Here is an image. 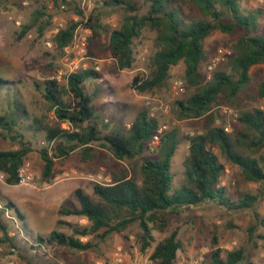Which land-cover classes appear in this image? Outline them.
Segmentation results:
<instances>
[{
    "label": "trees",
    "instance_id": "obj_1",
    "mask_svg": "<svg viewBox=\"0 0 264 264\" xmlns=\"http://www.w3.org/2000/svg\"><path fill=\"white\" fill-rule=\"evenodd\" d=\"M143 1L148 3L149 8L144 16L137 14V0L104 1V5L123 6L126 11L122 24L108 32L111 56L119 70L132 68L133 42L140 37L142 30L147 29L155 34L156 51L149 74L146 77H133L131 88L137 93L160 89L170 77L171 68L183 62L184 82L194 88V92L185 100L175 102L179 119L207 120L216 106L236 109L240 95L249 84L250 69L264 64V32L260 31L258 13L243 14L239 6L241 0ZM62 2L69 4L66 0ZM188 3L197 9L198 16L194 19L184 15L183 6ZM77 14L82 16L83 12L78 8ZM51 18V15L35 11L32 22L21 27L16 39L24 38L34 27L40 37L44 36L51 27ZM81 25L91 29L95 37L96 29L101 28L98 18L92 15L86 18V22L83 19L70 22L54 35L55 46L61 50L68 46L74 31ZM216 31L226 35L237 33L238 38L231 47V56L223 62L225 67L213 71L210 79L202 82L204 77L200 73V66L207 61L205 40ZM101 79L98 71L88 68L69 74L66 86L60 85L54 78L33 81L34 90L53 113L55 124L49 125L42 117L32 116L26 109L18 99L14 82L0 77V93L6 95L9 109L0 113V131L9 134L11 140L19 144L18 149L0 150V173L5 175L7 185L18 184V170L31 152L17 131L21 125L34 137L41 136L46 144L39 150L41 176L45 181L54 177L56 160L65 159L75 151H80L83 159L89 160L96 146L107 149L120 161L142 159L140 181L125 175L113 178L111 183L105 185L92 183L90 194L81 189L73 192L74 201H65L58 209V216L83 218L87 225L71 227L70 235L51 231L46 238L38 235L32 237L22 226L33 244H56L74 251H88L95 244L81 238L91 237L103 242L112 234H121L130 224L137 223L140 249L146 251L153 241L149 224L157 220L160 222L158 229L162 230L165 215L177 213L184 207L210 203L229 212L253 210L257 202L255 195H231L220 185L225 166L213 148H218L225 160L240 170L246 181L264 182V159L252 156L264 149L263 110L239 109L237 121L240 129L234 135L226 133L222 127L210 126L201 133L182 137L188 145L184 161L187 186L183 185L170 194L173 178L171 159L182 141L178 131H163L157 146L151 150L152 138L158 134L161 125L156 117L142 110L128 129L103 133L92 104ZM87 83L95 84L91 93L87 90ZM258 96L264 98V81L258 87ZM0 201L3 205L0 209V243H6L11 238L8 237V228L1 222L5 211L12 213L15 224H20L24 216L11 202L1 197ZM253 220L250 237L257 227L264 228V217L255 211ZM57 224L70 226L62 220ZM257 238L264 242V235ZM180 248L177 232L173 231L154 247L150 260L152 264H175ZM244 260L243 249L221 250L213 239L210 262L200 264H239Z\"/></svg>",
    "mask_w": 264,
    "mask_h": 264
},
{
    "label": "rangeland",
    "instance_id": "obj_2",
    "mask_svg": "<svg viewBox=\"0 0 264 264\" xmlns=\"http://www.w3.org/2000/svg\"><path fill=\"white\" fill-rule=\"evenodd\" d=\"M66 1H69V4H64L62 0H0V77L15 83L14 90L18 99L32 116L42 117L49 125L55 124L52 111L34 90L33 81L53 79L61 73L59 84L66 86L69 74L98 67L102 79L97 84L99 91L92 104L103 133L128 129L142 110L156 117L159 124L166 127L164 131H178L180 139L185 135L201 133L210 126L223 129L227 127L226 133L230 135H234L235 131L240 129L237 117L234 119L221 114L222 106L214 107L207 120L179 119L175 102L185 100L194 92V88L184 82L183 62L171 68L170 77L160 89L147 93L134 91L131 88L133 77H146L149 74L151 60L156 51L155 34L143 29L140 37L133 42L132 68L119 70L111 56L108 32L122 24L126 16L123 6L104 5V1L108 0ZM137 6L139 16L147 14L148 3L137 0ZM239 6L243 14L258 13L256 16L260 31L264 32V0H241ZM78 8L83 12L82 16L77 14ZM183 9L186 18L194 19L198 16L197 9L191 3L184 5ZM35 11L51 15V27L42 37L34 27L24 38L17 40L16 36L21 27L32 22ZM90 15L98 18L101 28L96 29V37L93 36L92 30L87 28L91 33L83 57L76 56L75 52H71L67 57L64 50L57 48L53 42L56 30L59 31L70 22L81 19L86 22ZM81 28L86 27L81 25ZM237 38V33L226 35L219 31L206 38L207 61L200 66V73L204 77L202 82L208 81L213 71L225 67L224 60L215 65L213 71L209 72L207 69L216 57L217 50L221 47L231 50ZM249 75V84L238 99V107L233 109L237 116L239 109L259 108L264 111V98L258 96V87L264 81V64L253 66ZM175 80L183 82L182 92L175 90ZM94 85L87 83L88 92L94 90ZM5 97L4 93H0V113L9 110ZM17 131L31 150L25 162L30 164L35 182L31 185H7L5 175L0 173V197L15 205L24 216L20 224L19 222L15 224L10 211H5L2 216L1 222L8 228V237L11 241L0 243V264H113L116 254L121 256L123 264H152L150 255L154 247L173 231L177 232V238L181 243L175 264L210 262L213 239L216 240V247L221 250L243 249L245 260L239 264H264V242L257 238L258 235H264V228L257 227L252 237L249 235V229L254 222L253 211L264 217V182L246 181L240 170L228 163L216 147L213 148V152L225 166L220 185L231 195L237 193L255 195L257 202L253 210L229 212L210 203L184 207L177 213L165 215V227L162 230L158 229L160 222L157 220L149 224L153 241L146 251L140 249V229L137 223L130 224L121 234H112L103 242L91 237L81 238L82 241L90 240L95 244L94 248L88 251L79 252L47 243L42 244L44 250L34 248L33 241L26 235L22 226L32 237L38 235L46 238L51 231L70 235L71 227H84L87 221L78 217H62L65 219L62 221L69 223L70 226L58 225V209L65 201H74L73 192L76 189L91 193L93 182L87 180L86 175L101 174L111 182L113 178L128 175L140 181L142 159L120 161L107 149L96 146L89 160H84L80 151L73 152L65 159L56 160L53 168L54 177L45 181L41 176L42 161L39 156V150L46 146L43 138L34 137V134L23 125L17 128ZM187 146L186 141L182 139L171 159L173 178L170 194L183 185L187 186L184 176ZM18 147L19 144L11 140L9 134L0 131V150H13ZM252 156L264 159V149ZM60 189L64 191V195L59 197ZM2 206L0 201V209ZM15 220L17 221L16 218Z\"/></svg>",
    "mask_w": 264,
    "mask_h": 264
},
{
    "label": "built area",
    "instance_id": "obj_3",
    "mask_svg": "<svg viewBox=\"0 0 264 264\" xmlns=\"http://www.w3.org/2000/svg\"><path fill=\"white\" fill-rule=\"evenodd\" d=\"M57 32H58V30H56V33ZM90 33H91L90 30H88L87 28H81V27L76 28V30L73 33L71 43L68 46L63 48L67 57H68V55H70L71 52H73V53L75 52L77 54L76 56L83 57L84 50L87 46L88 37H89ZM231 54L232 53L230 50H228L226 48H222V47L219 48L217 50L216 57L213 59L212 63L209 64L207 67L209 72L213 71V67H215V65L223 62L226 58L230 57ZM94 69L96 71H98V67H95ZM59 76H61V73H59ZM59 76L54 78L58 82H59ZM183 87H184V85H183V82L181 80H175L174 81L175 90L182 92ZM220 111H221V114H223L224 116L232 117L234 119L237 117L236 112L229 107L222 106L220 108ZM164 129H166L165 126H160V128L158 130V134L153 136L152 141H151V150H153L157 146L159 136H160V134H162ZM224 130H225V132H228L227 127H225ZM86 179L93 182V183H97V184H101V185L111 183L110 179L104 178L103 175H101V174L89 173L86 175ZM34 182H35V177L31 171L30 164L28 162H24L22 164V166L20 167V169L18 170V185H31ZM33 247L44 250V247L42 244L38 245L37 243H35V244H33ZM115 256H116V258H114L113 264H123L121 261V256L119 254H116Z\"/></svg>",
    "mask_w": 264,
    "mask_h": 264
},
{
    "label": "crops",
    "instance_id": "obj_4",
    "mask_svg": "<svg viewBox=\"0 0 264 264\" xmlns=\"http://www.w3.org/2000/svg\"><path fill=\"white\" fill-rule=\"evenodd\" d=\"M58 193H59V197L64 195V191H62L61 189H60V191ZM59 220H65V219H63L62 217L59 216Z\"/></svg>",
    "mask_w": 264,
    "mask_h": 264
}]
</instances>
